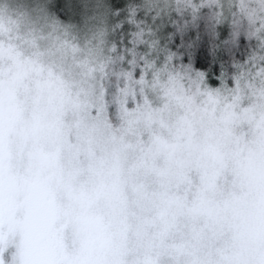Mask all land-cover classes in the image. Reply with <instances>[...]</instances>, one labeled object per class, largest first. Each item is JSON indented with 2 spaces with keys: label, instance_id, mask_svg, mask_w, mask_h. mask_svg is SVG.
Segmentation results:
<instances>
[{
  "label": "clouds",
  "instance_id": "9594fccd",
  "mask_svg": "<svg viewBox=\"0 0 264 264\" xmlns=\"http://www.w3.org/2000/svg\"><path fill=\"white\" fill-rule=\"evenodd\" d=\"M0 264H264V0H0Z\"/></svg>",
  "mask_w": 264,
  "mask_h": 264
},
{
  "label": "rangeland",
  "instance_id": "374dc122",
  "mask_svg": "<svg viewBox=\"0 0 264 264\" xmlns=\"http://www.w3.org/2000/svg\"><path fill=\"white\" fill-rule=\"evenodd\" d=\"M133 23H134V21H133ZM236 27H237V29H238V27H239V24H237V25H236Z\"/></svg>",
  "mask_w": 264,
  "mask_h": 264
}]
</instances>
